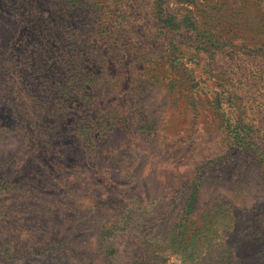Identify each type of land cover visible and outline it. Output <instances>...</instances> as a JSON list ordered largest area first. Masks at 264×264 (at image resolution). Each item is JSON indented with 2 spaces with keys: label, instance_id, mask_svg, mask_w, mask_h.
<instances>
[{
  "label": "rangeland",
  "instance_id": "374dc122",
  "mask_svg": "<svg viewBox=\"0 0 264 264\" xmlns=\"http://www.w3.org/2000/svg\"><path fill=\"white\" fill-rule=\"evenodd\" d=\"M143 263L264 264V0H0V264Z\"/></svg>",
  "mask_w": 264,
  "mask_h": 264
},
{
  "label": "trees",
  "instance_id": "16d2710c",
  "mask_svg": "<svg viewBox=\"0 0 264 264\" xmlns=\"http://www.w3.org/2000/svg\"><path fill=\"white\" fill-rule=\"evenodd\" d=\"M222 256V255H221ZM144 264V263H143ZM146 264V263H145Z\"/></svg>",
  "mask_w": 264,
  "mask_h": 264
}]
</instances>
